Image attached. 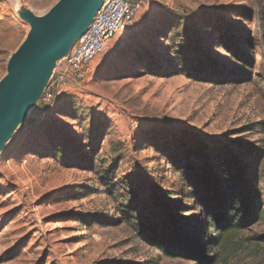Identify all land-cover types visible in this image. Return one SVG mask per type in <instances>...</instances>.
Wrapping results in <instances>:
<instances>
[{
  "label": "rangeland",
  "instance_id": "rangeland-1",
  "mask_svg": "<svg viewBox=\"0 0 264 264\" xmlns=\"http://www.w3.org/2000/svg\"><path fill=\"white\" fill-rule=\"evenodd\" d=\"M56 2L0 0V79L30 29L20 13ZM138 15L140 32L39 98L0 151V264H201L192 248L213 227L199 198L224 207L223 174L183 181L180 165L204 160H172L196 149L189 132L246 158L238 187L264 210V0H145ZM250 219L216 264H264V215Z\"/></svg>",
  "mask_w": 264,
  "mask_h": 264
},
{
  "label": "water",
  "instance_id": "water-1",
  "mask_svg": "<svg viewBox=\"0 0 264 264\" xmlns=\"http://www.w3.org/2000/svg\"><path fill=\"white\" fill-rule=\"evenodd\" d=\"M103 0H57L44 14L24 10L30 29L0 79V151L40 98L58 61L87 29Z\"/></svg>",
  "mask_w": 264,
  "mask_h": 264
},
{
  "label": "trees",
  "instance_id": "trees-1",
  "mask_svg": "<svg viewBox=\"0 0 264 264\" xmlns=\"http://www.w3.org/2000/svg\"><path fill=\"white\" fill-rule=\"evenodd\" d=\"M224 38H226V35H224ZM138 55H140V57L137 58L135 63L150 59V54L143 53V51ZM162 58L165 59V55ZM155 60V64H157L159 58H155ZM199 64L198 66L190 65L187 67L188 71H192L193 73L200 72ZM189 135L191 136V141L197 142L196 149L193 151L188 149L187 153L177 154L178 157L176 158L173 154L171 156L172 160L176 164L181 161L179 157L184 158L185 156H187L186 159L199 156L201 160H204L201 163L191 164L190 162H186L184 165H180L182 176L184 175L183 181L195 184L198 180L208 179L206 173H211L213 169H218L219 171L217 173L223 174L220 179L219 188L221 191L220 198H222V205H224V207L215 208L213 203H210L211 201L206 198L207 196H200L201 198H199V201L204 205V209L208 214L209 223L212 224L213 228L209 230L210 233L206 236L207 240L204 246L198 244L199 246L197 248H192L195 258L199 263L216 264L217 252L214 248L217 246L220 247L231 234H234L247 225L251 221L250 218L252 216L255 217V219L263 216L264 210L260 209L258 211L257 208L255 209V206H252V213L248 211L247 202H244L247 190L240 192V188L238 187L239 180L243 181L245 177L243 164L246 162V158H238V156L232 153L227 154L228 148L217 144V140L212 141L211 145L215 146L209 148L205 146L201 140L198 141L199 139L195 136V132H189ZM211 158H215L216 163L214 162V165L208 162ZM141 227H144L142 231L143 234L150 229L145 222L141 224Z\"/></svg>",
  "mask_w": 264,
  "mask_h": 264
},
{
  "label": "built area",
  "instance_id": "built-area-1",
  "mask_svg": "<svg viewBox=\"0 0 264 264\" xmlns=\"http://www.w3.org/2000/svg\"><path fill=\"white\" fill-rule=\"evenodd\" d=\"M145 0H103L87 29L75 40L68 54L58 61L40 99L49 102L64 96L70 86L87 79L93 72L92 61L112 39L134 23ZM138 121L132 122L137 128Z\"/></svg>",
  "mask_w": 264,
  "mask_h": 264
},
{
  "label": "crops",
  "instance_id": "crops-1",
  "mask_svg": "<svg viewBox=\"0 0 264 264\" xmlns=\"http://www.w3.org/2000/svg\"><path fill=\"white\" fill-rule=\"evenodd\" d=\"M143 16L142 17H139V15L137 14V16H136V18H135V20H134V23L130 26V28L127 30L128 32H132V34H131V36H130V38L131 37H133L134 36V34H137L138 32H140L143 28H144V24H146V23H144V21H143ZM122 32H124V31H122ZM134 33V34H133ZM123 38H125V34L123 33V34H121V33H118L113 39H112V41H111V43H110V45H112V44H119V41H120V39H123ZM109 45V46H110ZM142 51V50H141ZM140 51V52H141ZM140 56H137V58H139ZM137 61V59H132V62H136Z\"/></svg>",
  "mask_w": 264,
  "mask_h": 264
}]
</instances>
